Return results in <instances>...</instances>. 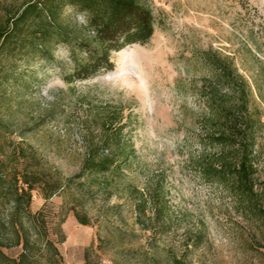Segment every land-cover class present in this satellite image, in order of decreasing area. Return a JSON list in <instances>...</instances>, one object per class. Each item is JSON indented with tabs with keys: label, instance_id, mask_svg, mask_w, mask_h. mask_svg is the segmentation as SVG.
<instances>
[{
	"label": "rangeland",
	"instance_id": "374dc122",
	"mask_svg": "<svg viewBox=\"0 0 264 264\" xmlns=\"http://www.w3.org/2000/svg\"><path fill=\"white\" fill-rule=\"evenodd\" d=\"M24 1L0 0V18ZM140 1L154 11L155 33L129 46L119 80H74L49 101L39 95L37 58L0 61V244L16 259L0 256V264H172L176 257L181 264H264V213H251L199 166L222 150L206 139L216 72L204 51L229 58L246 80L247 118L264 121V0ZM58 48L69 59L57 71L69 74L70 53ZM116 107L136 151L122 176L144 196L120 187L112 196L88 194L85 180L74 177L101 133L95 115ZM256 138L263 179L264 124ZM26 175L40 181L19 206ZM69 177L74 182L46 198L45 181ZM154 200L165 205L164 218L155 216ZM73 207L91 223L81 224Z\"/></svg>",
	"mask_w": 264,
	"mask_h": 264
},
{
	"label": "trees",
	"instance_id": "16d2710c",
	"mask_svg": "<svg viewBox=\"0 0 264 264\" xmlns=\"http://www.w3.org/2000/svg\"><path fill=\"white\" fill-rule=\"evenodd\" d=\"M65 3L75 4L81 11L86 10L89 17L87 26L73 25L62 16ZM154 33V11L140 0H25L16 9L8 8L0 18V61L5 56L19 55L28 62L46 58L51 63L54 62L52 51L62 46L70 53L73 69L65 78L72 83L74 80H87L102 66L112 69L113 65L108 62L110 49L124 46L118 37H125V44L134 41L146 44ZM203 58L216 72L212 80L214 96L209 102V115L205 118L206 139L212 145L221 146L222 150L202 157L199 161L202 174L211 182L226 185L251 213L262 215L264 178L256 155V130L264 121L261 117L254 121L247 118L250 106L246 80L233 65H229V58L209 51H204ZM9 76L7 74L6 79ZM224 88L228 91L224 92ZM94 121L100 126L101 133L98 139L94 138L88 144L80 172L74 177L85 180L88 194L111 190L109 195L112 196L122 189L134 197L138 194L144 196L133 182L122 176L136 152L133 142L124 137L129 122L124 121L123 108L116 107L111 112L107 108L100 109ZM34 176V181L29 175L25 176L22 193L16 196L19 206L23 196H26L27 203L32 200V190L40 181L37 175ZM74 177L45 181L46 198L64 190L74 182ZM157 201H153L155 216L164 218L166 207ZM144 202L146 200L142 199L141 204L146 205ZM73 210L81 224L91 223L88 213L77 207ZM141 211L145 212V208ZM28 242L25 237V243ZM4 247L7 244L2 242L0 256L16 261L4 251ZM24 257L22 252L20 261ZM181 262L176 257L172 264Z\"/></svg>",
	"mask_w": 264,
	"mask_h": 264
},
{
	"label": "clouds",
	"instance_id": "9594fccd",
	"mask_svg": "<svg viewBox=\"0 0 264 264\" xmlns=\"http://www.w3.org/2000/svg\"><path fill=\"white\" fill-rule=\"evenodd\" d=\"M62 16L67 19L71 24L76 26H87L89 23L88 13L81 11L77 5L71 3H65L64 9L62 10ZM118 40L124 46L116 49H110L108 62L113 65V68L108 70L104 69L103 66L101 69H98L96 74L87 77L86 79L99 81L103 79L106 82L116 81L124 75L121 71V64L123 61L128 59L126 55L129 52V46L131 44H138L139 42H131L125 44V37L120 36ZM53 63H49L46 58H37L33 63L36 64L39 61V68H43L44 72L41 73L37 71V76L39 79L43 80V83L40 85L39 95L43 96L46 100L51 101L53 99V93L63 90L69 81L66 80L65 71H57L58 65L63 64L67 65L68 57H66L59 48H56L52 51ZM33 70H36L35 68Z\"/></svg>",
	"mask_w": 264,
	"mask_h": 264
}]
</instances>
